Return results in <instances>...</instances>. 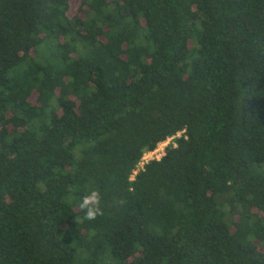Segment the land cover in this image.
Wrapping results in <instances>:
<instances>
[{"label": "trees", "instance_id": "trees-1", "mask_svg": "<svg viewBox=\"0 0 264 264\" xmlns=\"http://www.w3.org/2000/svg\"><path fill=\"white\" fill-rule=\"evenodd\" d=\"M0 264H264V0H0Z\"/></svg>", "mask_w": 264, "mask_h": 264}, {"label": "clouds", "instance_id": "clouds-1", "mask_svg": "<svg viewBox=\"0 0 264 264\" xmlns=\"http://www.w3.org/2000/svg\"><path fill=\"white\" fill-rule=\"evenodd\" d=\"M78 207L84 212L83 220H96L97 217L104 214L101 192L95 188L91 189L81 198Z\"/></svg>", "mask_w": 264, "mask_h": 264}, {"label": "built area", "instance_id": "built-area-1", "mask_svg": "<svg viewBox=\"0 0 264 264\" xmlns=\"http://www.w3.org/2000/svg\"><path fill=\"white\" fill-rule=\"evenodd\" d=\"M180 135L181 133L177 134V136H180ZM173 141H174V137L167 138L165 141L160 142L154 150L144 153L136 169L133 171L131 179H133L134 176L137 174V172L142 170L144 165L147 164L149 161L159 160L165 154V148L169 144L172 143L173 145H175Z\"/></svg>", "mask_w": 264, "mask_h": 264}]
</instances>
